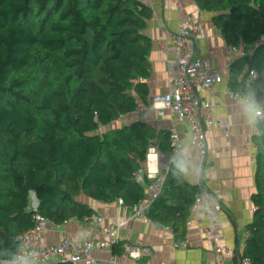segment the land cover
Segmentation results:
<instances>
[{
    "label": "trees",
    "instance_id": "obj_1",
    "mask_svg": "<svg viewBox=\"0 0 264 264\" xmlns=\"http://www.w3.org/2000/svg\"><path fill=\"white\" fill-rule=\"evenodd\" d=\"M196 3L213 14L229 46L253 51L232 62L228 85L251 87L264 106V0ZM152 15L140 0H0L1 262L18 252L35 212L61 225L91 220L95 211L82 195L129 207L144 202L150 147L167 166L146 216L170 228L176 243L187 240L202 187L173 176L171 131L142 120L113 127L140 101L149 104L153 43L145 29ZM253 142L256 210L241 260L264 264V118Z\"/></svg>",
    "mask_w": 264,
    "mask_h": 264
},
{
    "label": "crops",
    "instance_id": "obj_2",
    "mask_svg": "<svg viewBox=\"0 0 264 264\" xmlns=\"http://www.w3.org/2000/svg\"><path fill=\"white\" fill-rule=\"evenodd\" d=\"M153 10L148 20L146 35L152 39L150 54L151 77L148 80V101L156 94L170 91L175 76L172 64L173 55L166 53V44L171 46L169 34L178 30L180 23L189 16L201 24L202 30L197 36V54L204 59L211 69L224 73L222 83L215 86V92L223 100V107L216 111V123L208 129V153L203 165L199 156L189 152V158L196 165L194 175L187 178L192 184L200 181L207 193L206 201L200 203L193 211L188 224L187 248L175 247L176 241L170 228H160L150 219L134 216L133 210L119 201L102 203L85 195L80 200L88 203L100 216L102 222L97 225L99 230L105 226L117 227L118 240L116 252L113 248L95 249L94 264H216L214 245L207 228L214 223L218 244L233 248V252L223 256L222 264H243V254L246 240L244 230L252 221L256 207L252 195L256 191L255 184V145L253 136L256 125L249 126L237 115L234 100L226 95L227 76L230 75L232 62L238 58L230 51V46L215 27L209 11L201 10L196 0H140ZM143 110L137 114L131 112L120 117L113 126H122L136 120L152 124L156 129L176 130L184 140L186 135L183 126L169 112L160 115L155 110L140 101ZM231 133L228 134L227 129ZM160 154V153H159ZM160 172L162 166H167L166 157L160 154ZM147 170V163H146ZM148 172V170H147ZM148 175H152L149 174ZM160 175L159 174H155ZM208 177H205V176ZM217 201L221 208L207 212V204ZM33 207L37 200L33 199ZM143 204V202L141 203ZM140 204V205H141ZM95 227L90 221L73 220L67 226L50 224L43 235L46 244L58 243L64 234H69L74 240L83 242L88 233ZM97 238L101 233H96ZM127 246L147 247L151 255L138 259L125 252ZM123 253H119V251ZM57 262V261H56ZM0 264H5L1 262ZM76 264H85L83 262Z\"/></svg>",
    "mask_w": 264,
    "mask_h": 264
},
{
    "label": "built area",
    "instance_id": "obj_3",
    "mask_svg": "<svg viewBox=\"0 0 264 264\" xmlns=\"http://www.w3.org/2000/svg\"><path fill=\"white\" fill-rule=\"evenodd\" d=\"M201 30V24L189 16L180 23L177 31L169 34L172 47L166 44L165 50L166 53L173 55L172 64L175 76L170 91L151 97L149 107L160 115L169 112L183 126L186 140L176 130H171L173 152L181 147H186L189 152L199 156L200 163L203 165L208 153V129L216 123V111L223 107V100L216 94L215 86L223 82L224 73L221 70L211 69L208 63L198 56L197 36ZM230 51L237 54L238 57L253 53L252 50L246 51L244 45L241 47L230 46ZM255 76L256 72L251 71L247 82H251ZM229 79L230 75L227 76V81ZM238 92L231 89L229 85L225 90L226 95L233 100ZM257 102L264 107L262 101L257 100ZM142 110L143 107L138 106L133 112L139 114ZM227 132L228 134L231 133L229 128ZM148 177L152 180V184L146 188L148 197L143 204L130 207L134 216L145 219H147V209L161 191L164 178L158 175H148ZM199 184L202 187V192L196 195L193 211L207 199V193L201 181ZM119 203L123 204V201L120 199ZM212 208L220 210L221 206L217 201L207 204L208 213L211 212ZM34 219L35 225L19 237L20 248L16 254L30 255L35 264H52L56 261L94 264L96 259L92 254L93 250L111 248L118 240L117 227L109 225L99 230L97 225L102 222V219L100 216L93 215L91 221L95 227L88 233L85 241L78 242L66 233L60 242L46 244L43 241V235L51 223L39 212H35ZM72 221L69 219L60 226L65 227ZM97 232L101 233V237L97 238ZM207 233L211 236L214 245L216 264H222L224 254L234 250L231 247L218 244L219 237L216 234L214 223L207 228ZM244 234L247 239L250 230L246 228ZM187 245L188 241L186 240L180 244L176 243L175 247L184 249L187 248ZM125 252L138 259L151 255L150 249L142 246H127ZM243 264H251L250 259L245 258Z\"/></svg>",
    "mask_w": 264,
    "mask_h": 264
},
{
    "label": "clouds",
    "instance_id": "obj_4",
    "mask_svg": "<svg viewBox=\"0 0 264 264\" xmlns=\"http://www.w3.org/2000/svg\"><path fill=\"white\" fill-rule=\"evenodd\" d=\"M234 104L237 108V115L242 117L249 126L254 127L261 118H264V107L257 102L256 94L251 87L241 89L234 97ZM145 160L149 174L160 173V154L155 147L147 149ZM169 161L175 177L187 179L196 172V165L189 158V149L186 147L175 150L169 157ZM5 264H35V261L30 255L14 254Z\"/></svg>",
    "mask_w": 264,
    "mask_h": 264
},
{
    "label": "rangeland",
    "instance_id": "obj_5",
    "mask_svg": "<svg viewBox=\"0 0 264 264\" xmlns=\"http://www.w3.org/2000/svg\"><path fill=\"white\" fill-rule=\"evenodd\" d=\"M113 127H114V126H113ZM32 198L35 199L34 196H32Z\"/></svg>",
    "mask_w": 264,
    "mask_h": 264
},
{
    "label": "water",
    "instance_id": "obj_6",
    "mask_svg": "<svg viewBox=\"0 0 264 264\" xmlns=\"http://www.w3.org/2000/svg\"><path fill=\"white\" fill-rule=\"evenodd\" d=\"M234 10H232V12H233Z\"/></svg>",
    "mask_w": 264,
    "mask_h": 264
},
{
    "label": "bare ground",
    "instance_id": "obj_7",
    "mask_svg": "<svg viewBox=\"0 0 264 264\" xmlns=\"http://www.w3.org/2000/svg\"><path fill=\"white\" fill-rule=\"evenodd\" d=\"M243 262V261H242Z\"/></svg>",
    "mask_w": 264,
    "mask_h": 264
}]
</instances>
